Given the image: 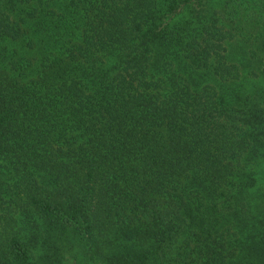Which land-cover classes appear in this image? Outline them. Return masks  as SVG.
Instances as JSON below:
<instances>
[{"label": "trees", "instance_id": "trees-1", "mask_svg": "<svg viewBox=\"0 0 264 264\" xmlns=\"http://www.w3.org/2000/svg\"><path fill=\"white\" fill-rule=\"evenodd\" d=\"M0 209V264H264V0H0Z\"/></svg>", "mask_w": 264, "mask_h": 264}, {"label": "rangeland", "instance_id": "rangeland-1", "mask_svg": "<svg viewBox=\"0 0 264 264\" xmlns=\"http://www.w3.org/2000/svg\"><path fill=\"white\" fill-rule=\"evenodd\" d=\"M9 215L10 217H8ZM6 221L12 224L14 230L25 235H30V224L33 221L39 220L36 214H33V219L28 220L20 211H15L14 209H0V232L2 223Z\"/></svg>", "mask_w": 264, "mask_h": 264}]
</instances>
